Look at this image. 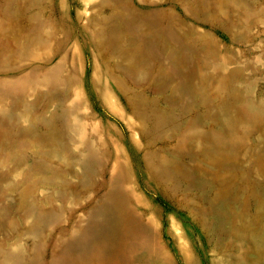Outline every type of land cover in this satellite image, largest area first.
Instances as JSON below:
<instances>
[{"label": "rangeland", "instance_id": "obj_1", "mask_svg": "<svg viewBox=\"0 0 264 264\" xmlns=\"http://www.w3.org/2000/svg\"><path fill=\"white\" fill-rule=\"evenodd\" d=\"M0 264H264V0H0Z\"/></svg>", "mask_w": 264, "mask_h": 264}]
</instances>
